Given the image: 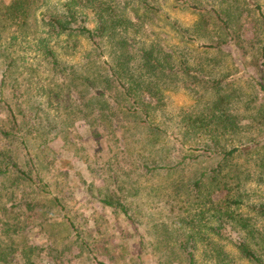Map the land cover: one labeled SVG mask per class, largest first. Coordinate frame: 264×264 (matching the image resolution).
Returning a JSON list of instances; mask_svg holds the SVG:
<instances>
[{
    "label": "rangeland",
    "instance_id": "1",
    "mask_svg": "<svg viewBox=\"0 0 264 264\" xmlns=\"http://www.w3.org/2000/svg\"><path fill=\"white\" fill-rule=\"evenodd\" d=\"M10 1L0 0V6ZM63 1L31 0L29 32H38L43 14L63 11L58 7ZM117 1L130 17L124 34L133 47L145 41L169 56L162 105L151 117L160 131L117 110L111 119L91 123L88 117L96 115L92 108L99 106L89 100L90 90L80 95L63 75L51 72L34 47L15 40L13 48L20 55L16 67L4 73L0 56V264H190V251L193 264H258L234 245L247 241L246 231L225 225L215 233L210 209L204 226L190 220L202 209L194 178L221 158L212 150L214 137L227 149L238 148L230 158L228 192L242 199L234 207L237 215L264 234V217L253 210L264 203V32L259 16L264 15V0ZM210 7L231 14L234 40L215 26L195 30ZM84 11L92 28L91 11ZM8 23L0 18V43L14 31ZM220 40L217 48L206 46ZM50 43L66 64L80 65L87 47L81 41L69 54L65 36ZM107 44L105 66L113 61ZM208 78L222 79L221 86H208ZM220 95L232 124L207 132L190 127L191 113ZM15 167L32 180L16 175ZM225 193L214 190L211 197L220 199ZM99 198L125 205L126 213ZM252 245L264 257V241Z\"/></svg>",
    "mask_w": 264,
    "mask_h": 264
},
{
    "label": "trees",
    "instance_id": "2",
    "mask_svg": "<svg viewBox=\"0 0 264 264\" xmlns=\"http://www.w3.org/2000/svg\"><path fill=\"white\" fill-rule=\"evenodd\" d=\"M119 4L117 0H64L58 6L63 11H49L41 16L40 29L37 33L33 32L34 34L29 32L27 27L31 0H11L6 5H1L0 18L8 21L10 26H14V31H11L9 40L0 43V56H3L5 63L4 73L6 70L16 67L14 64H16L20 55L13 48V43L15 40L22 41L34 47V51L50 65L51 72L63 75L68 80V85L70 84L80 95H83L84 91L90 90L89 100L92 101V104L95 103L99 106L98 110L95 107L92 108V112L96 115L93 117L92 114L91 117H88L91 123L102 121V118L111 119L115 113L114 111L117 110L124 118L135 117L137 122L143 123L153 131L159 132V125L152 123V115L156 110L155 108L158 105H162L164 97L162 90L165 89V80L170 77V73H168V68H171L170 62L166 60L169 56L165 55L158 46L155 47V44H148L145 41H142L141 45L133 47L132 39H128L124 34L132 23L129 19L130 17L124 12V8ZM86 9L91 11L90 14L94 21L92 28L85 23L87 13L84 10ZM209 11L208 14L202 15L199 21L196 22L194 25L195 30L213 29L215 26L227 32V34H232L230 39L234 40L236 35H233L232 32H235V30L231 31L229 24L231 14L225 9L218 10L214 7H210ZM259 16L264 32V15L259 13ZM139 24L134 23V25ZM120 32L124 36L120 37ZM61 36H65L67 42L65 47L68 50L71 49L69 54L75 53L72 50L75 44L81 43V41L86 43L87 47L80 60V65L66 64V60H58L57 53L50 42ZM222 42L223 40H220L216 43H208L206 46L217 48ZM236 43L241 46L237 39ZM106 44L109 46V53H111L113 60L112 63L108 62V66H105L102 61V56L106 51ZM65 47L61 48L65 50ZM23 52H26V50L24 49ZM261 56L263 57L261 64L264 65V45L261 46ZM131 63L132 65H130ZM132 69L133 74H131ZM182 70L188 74L192 72L189 67H182ZM134 71L138 72V74ZM145 75L150 76L148 80L145 79ZM179 75L176 74L175 77ZM206 82H208V86L217 88L221 86L222 79L208 78ZM55 95H58V93ZM90 101H88L89 104ZM225 103L226 100L221 95L211 100L201 111L194 114L191 113L193 118L188 125L202 129L205 132L218 125L226 130L228 124H232L233 121ZM138 115L144 118L140 119ZM206 148L210 150L209 147ZM212 150L221 155V158L215 167L208 172L201 171L194 178L192 186L196 194H200L202 209L192 216L190 222L198 223L199 227L204 226V224H201L205 217L204 213L210 209L211 217L216 223V225H211V230L219 233V229L222 226L229 225L238 226L240 230L246 231L247 241L242 238L235 241L234 245L243 257L258 264H264V257L257 254V248L252 247L254 246L252 245L254 240L256 243L258 240L264 241V234L258 232V228L253 223H249V219L241 218L237 215L238 213H236L234 207H239L242 199L238 195L234 196L228 192L231 185L230 158L231 155L238 151V148L231 147L227 149L217 139L212 137ZM144 165V169L147 171L151 170L148 165ZM156 166L153 168H159L158 165ZM165 166L169 170H175L174 168L177 167L175 165ZM160 168L165 167L161 165ZM14 169L13 172L19 177L28 181L32 180L30 175L21 168L15 167ZM46 184L48 185L47 182ZM54 185H57L56 181H54ZM223 189L227 191L226 195L220 197V199L211 197L214 190ZM52 201L57 205L61 204L58 197H52ZM99 201L105 205L119 206L120 210L126 213V207L123 204L120 205L118 202H112L104 198H99ZM63 207L59 205L60 210ZM253 210L256 214L264 217V203L255 205ZM65 217L67 216L64 215ZM67 221L70 227L76 230L75 225L69 219ZM76 233V237L81 238L77 230ZM182 248L186 247L183 246ZM191 252H187V255L189 263L193 264Z\"/></svg>",
    "mask_w": 264,
    "mask_h": 264
}]
</instances>
